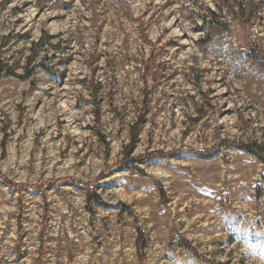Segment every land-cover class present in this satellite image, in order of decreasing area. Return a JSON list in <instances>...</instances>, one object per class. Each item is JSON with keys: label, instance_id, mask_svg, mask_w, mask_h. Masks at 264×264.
<instances>
[{"label": "rangeland", "instance_id": "374dc122", "mask_svg": "<svg viewBox=\"0 0 264 264\" xmlns=\"http://www.w3.org/2000/svg\"><path fill=\"white\" fill-rule=\"evenodd\" d=\"M240 3L0 0V264H264V161L229 143L264 144V0Z\"/></svg>", "mask_w": 264, "mask_h": 264}, {"label": "trees", "instance_id": "16d2710c", "mask_svg": "<svg viewBox=\"0 0 264 264\" xmlns=\"http://www.w3.org/2000/svg\"><path fill=\"white\" fill-rule=\"evenodd\" d=\"M253 3V0H241V7L243 6L245 8L246 12H249L251 10V5ZM136 137V132L133 133V140ZM230 145H233V147H235L236 149L242 150L250 155H253L259 159H261L262 161H264V144L262 145H256V144H248V143H233V142H229ZM132 148V144H130L129 146L126 147V153L125 156L127 158V161L129 160L130 162H139V163H143L148 159V156H144V157H130V150ZM181 151L177 150L172 152V154L177 155L179 153H181ZM185 152L187 154H191L192 156H197V157H202V158H210L212 156H214V152H209L207 150H195V149H186ZM161 154V152H159ZM153 155V154H152ZM151 157H154L152 156ZM162 155V154H161ZM128 161V162H129ZM126 161H124V163H128ZM93 197V198H92ZM87 200L92 203V201H94L97 204L101 203L100 198L94 193L92 192L90 189L87 190ZM136 248H137V253L140 257V259H143L144 257V253H143V249H144V240H143V233L141 231H139L138 233V237L136 240ZM185 245L188 247L189 250H191L193 253L194 252V248L189 246V244L187 242H185ZM38 264H42V259L39 258L37 260ZM208 263H211L210 261H207Z\"/></svg>", "mask_w": 264, "mask_h": 264}]
</instances>
